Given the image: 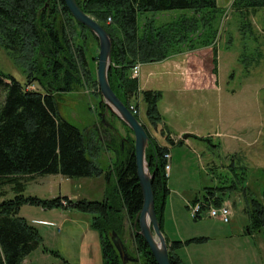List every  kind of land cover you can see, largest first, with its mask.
Masks as SVG:
<instances>
[{
    "label": "trees",
    "instance_id": "obj_1",
    "mask_svg": "<svg viewBox=\"0 0 264 264\" xmlns=\"http://www.w3.org/2000/svg\"><path fill=\"white\" fill-rule=\"evenodd\" d=\"M76 1L113 39L109 72L113 91L128 108L134 99L143 100L147 106L148 121L154 130L158 129L163 122L159 109L162 93L141 92L139 79L132 76L133 67L138 63L162 62L181 54L180 46L195 50L197 44L190 41V37L196 36L201 28L211 33L198 46L209 47L215 37L213 23L223 14L218 0ZM231 9L253 34L251 16L264 9V0H235ZM175 10L186 13L172 21L158 23L156 15ZM143 14L152 16L141 25ZM88 33L97 40L73 18L63 0H0V41L21 62L24 73L29 68L26 84L0 71V189L9 185L16 194L13 199L0 202V264H22L41 244L37 229L19 216L20 207L24 204H37L45 210L75 209L91 214V227L101 236L104 264H122L112 242L113 232L120 236L129 253L139 259L137 263L128 264H158L146 240L137 233L139 226L131 234L132 238L125 241L128 232L125 222L134 226L144 202L137 176L135 139L132 137L126 138L122 151L119 138L111 132L109 134L108 129L104 130L117 157L113 163L115 182L108 185L103 202H74L67 197L40 200L23 194L27 184L39 177L94 178L104 173L96 161L98 142L81 133L60 113L62 96L79 88L82 79L92 81L98 88L87 55ZM200 36L197 40L203 39ZM217 57V50L214 49L215 74ZM35 84L42 90H31ZM135 106L137 110L140 108V104ZM101 108L103 112L105 107ZM144 126L150 134L149 127ZM168 153V148L152 141L147 155L151 173L154 174L155 208L162 231L170 195L165 173V155ZM241 185L242 181L238 179L227 188H207L202 195L195 197L194 202L219 207L221 195L241 191L245 194L244 210L250 217V229L261 231L264 228V206ZM208 240L206 237L187 241L168 239L171 264H185L176 254L178 250L192 244H204ZM131 243L134 251H130ZM52 254L59 256L57 252Z\"/></svg>",
    "mask_w": 264,
    "mask_h": 264
},
{
    "label": "rangeland",
    "instance_id": "obj_2",
    "mask_svg": "<svg viewBox=\"0 0 264 264\" xmlns=\"http://www.w3.org/2000/svg\"><path fill=\"white\" fill-rule=\"evenodd\" d=\"M223 4L227 8L222 7L223 14L213 23L215 37L209 47L198 46L211 33L204 28H201L196 36L190 37V41L197 44L195 50H189V46L179 47L181 54L206 51L207 56L199 57L195 63L200 60L201 64L195 65V68L212 74L215 68L214 49L217 50V71L221 86L219 87L223 94L219 106L215 107L212 101L211 118L213 119L214 115V119L218 121L217 114L220 111L221 123L214 127L212 122L209 124L212 126L207 127L210 122L206 120V115H210V112L205 108L202 113L198 108L195 113H191L195 117L190 116L195 126L199 124L204 126L199 130L202 132L199 134L205 139L193 141L197 154L187 146L173 149L174 159H171L173 157L168 153L170 170H166L165 167V173L170 195L166 203L164 227L167 222L171 228L170 233L177 238H186L184 240L193 239L190 238L193 234L209 237L204 244H192L176 252L185 264H264V228L257 232L250 229L251 221L244 210L246 202L243 192L232 191L231 194L221 195V205L219 207L213 205L216 210L225 207L228 209L230 215L228 222H224L220 214L212 217L211 214L205 213L193 218L190 208L186 207L185 203L195 195H202L207 188H227L231 186L233 180L240 179L241 188H245L244 190L251 193L250 195L264 206V9H259L256 15L251 16L253 28L251 34L250 29L243 24V19L232 12L233 4L230 5L228 2ZM185 13L175 10L160 13L156 18L159 24H163ZM151 16L143 14L140 17V24L144 25ZM198 36L203 39L197 40ZM88 47L89 65L94 75L93 79L97 80L99 42L90 33ZM20 63L0 41V71L26 84L29 68L26 69L27 73H24ZM84 79L82 85L76 87L73 93L62 96L60 113L63 119L74 125L81 133L95 138L98 142L99 153L96 161L104 173L94 178L70 179L62 175L39 177L27 184V189L23 193L25 197L40 200L67 197L74 202L81 200L103 202L108 185L115 182L113 163L117 156L110 146L109 135H104V130L108 129L109 134L111 132L119 138L122 151L127 137L135 139L134 133L113 117V114H107L106 108L101 112L103 104L99 86L96 88L92 81ZM31 90L42 89L35 84ZM133 104H140L138 112L133 114L143 125L149 127L151 138L155 137L154 134H159V128L154 130L146 117L147 106L143 100L134 99ZM102 114L105 116L104 120ZM179 142H182V139H179ZM15 196L9 185H4L0 189V202L13 199ZM19 216L37 229L42 240L38 249L22 264H104L100 233L88 226V223L92 224L91 214L80 213L75 209L45 210L37 204H24L20 207ZM64 219L78 223L77 227L72 229L69 224L73 223L65 224ZM181 220L182 223L179 225ZM125 226L128 231L125 234V241L128 242L139 224L132 227L126 221ZM166 229L163 228L162 232L168 242ZM129 246L132 251V243ZM53 252L59 253V256H55Z\"/></svg>",
    "mask_w": 264,
    "mask_h": 264
},
{
    "label": "crops",
    "instance_id": "obj_3",
    "mask_svg": "<svg viewBox=\"0 0 264 264\" xmlns=\"http://www.w3.org/2000/svg\"><path fill=\"white\" fill-rule=\"evenodd\" d=\"M225 2L231 5L234 0H218L221 8H227V6L223 4ZM205 52L206 51L187 52L170 57L162 62L141 65L142 67L138 78L140 91L150 90L162 93L159 109L163 117V122L159 126V134H154L155 137L152 136V138L157 145L168 148L170 155L173 157L171 159H174L173 149L183 148L185 146L189 147L197 154V151L193 147V141L205 139L199 134L202 133L199 132V130L204 126L202 127L201 124L195 126V123L190 120V116L195 117V115H191L192 112L195 113L199 108L203 113L205 108H207L210 112V115H206V120L210 122L207 127L212 126L209 125L212 122H214V127H218L221 123L220 111L219 114H217L219 117L218 121L214 119V115L213 119L211 118L212 101L215 107L216 105L219 106L223 94L220 88L219 72L217 71V75H215L214 72L212 74L195 68V65L199 66L201 64L200 60L195 63L197 59L208 54ZM187 66L190 68L188 69ZM178 98L179 100L177 101ZM200 117L202 118L203 116ZM186 135H188V138L184 139ZM179 139H182V142L178 143ZM196 196L197 195L185 201L186 207L194 203ZM64 221L65 224L72 222L74 226L69 224V227L72 229H75L78 225V223L68 219H64ZM180 223H182V220L179 221V225ZM88 226L91 227L90 223H88ZM165 228H167L166 236L169 240L187 241L184 240L186 238H177L174 234L172 235L170 233L171 228L167 222L164 229ZM197 235L199 234H193L190 238L206 237ZM181 237L185 236L181 235Z\"/></svg>",
    "mask_w": 264,
    "mask_h": 264
},
{
    "label": "water",
    "instance_id": "obj_4",
    "mask_svg": "<svg viewBox=\"0 0 264 264\" xmlns=\"http://www.w3.org/2000/svg\"><path fill=\"white\" fill-rule=\"evenodd\" d=\"M63 1L73 18L86 27L99 42L96 77L102 97V104L106 108L107 114H113L134 133L137 176L144 199L143 208L137 216L135 223L139 224L140 227V231L137 233L146 240L158 264H171L169 244L161 230V225L156 214L155 195L153 191L154 174L151 173L147 161V151L152 145V138L145 126L119 99L110 85L109 72L112 67L113 39L103 26L80 8L76 0ZM104 117L102 114L103 120ZM186 138H188V135L184 136V139ZM111 238L122 264L139 262L138 258H134L129 253L128 248L117 233L113 232Z\"/></svg>",
    "mask_w": 264,
    "mask_h": 264
},
{
    "label": "built area",
    "instance_id": "obj_5",
    "mask_svg": "<svg viewBox=\"0 0 264 264\" xmlns=\"http://www.w3.org/2000/svg\"><path fill=\"white\" fill-rule=\"evenodd\" d=\"M111 22V19H109V23ZM140 67L141 65L138 63V65H136L134 68H133V77H139V73H140ZM130 110L132 112H135L137 113V109H136V106L134 104H131L130 106ZM170 158L169 154H166L165 155V159L167 160V165H166V170H170V166H169V163H168V159ZM208 206V205H204L203 203L201 202H195L193 204L190 205V210H191V214L193 216V218H197L205 213H209L212 215V217H217L218 214H220L222 216V219L224 220V222H228L229 221V211L228 209L225 207L221 210H216L214 209L215 207L210 204L207 208L205 209V207Z\"/></svg>",
    "mask_w": 264,
    "mask_h": 264
}]
</instances>
